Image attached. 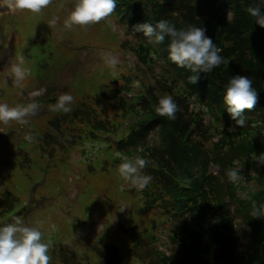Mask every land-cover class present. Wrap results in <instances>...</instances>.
Instances as JSON below:
<instances>
[{
  "label": "trees",
  "instance_id": "16d2710c",
  "mask_svg": "<svg viewBox=\"0 0 264 264\" xmlns=\"http://www.w3.org/2000/svg\"><path fill=\"white\" fill-rule=\"evenodd\" d=\"M252 7L264 9V0H116L112 14L102 20H114L140 35L135 44H122L135 57L134 67L124 64L109 92L101 89L92 103L85 95L78 107L53 115L42 136L37 134L29 147L34 151L40 147L41 156L48 155L50 170L57 146L64 155L79 125L81 136L86 133L103 144L109 155H117L113 168H119L125 157L145 159L142 172L151 180L140 193L139 207L156 210L166 223L179 222L163 228H168V238L179 248L167 256L161 250L163 232L140 227L131 218L127 223L117 222L123 246L105 232L106 243L103 238L96 244L100 247L95 264H121L123 256L129 259L126 264H264V216L252 215L253 205L264 204V27L249 14ZM162 19L178 29L204 28L225 62L192 83L195 73L168 60V37L155 43L135 31L138 24L154 25ZM26 51L30 53L29 48ZM234 75L248 76L259 92L254 107L243 110V127L235 124L223 103L225 85ZM136 82L139 88L128 98ZM164 95H171L178 106L175 119L155 111ZM56 101L57 97H47L33 103L53 105ZM106 105L111 108L110 118L104 115ZM130 118L135 120L122 131ZM22 146L26 148L25 143ZM35 163L38 172L40 159ZM211 165L216 172L210 171ZM231 168L239 169L241 178L236 183L227 178ZM88 169L93 167L89 164ZM1 195L0 216H4L16 208L20 196ZM16 217L22 216H13L3 225L14 223ZM27 217L22 218L24 224ZM57 243L49 248L51 264H83L76 253ZM143 249L145 256L136 260Z\"/></svg>",
  "mask_w": 264,
  "mask_h": 264
},
{
  "label": "rangeland",
  "instance_id": "374dc122",
  "mask_svg": "<svg viewBox=\"0 0 264 264\" xmlns=\"http://www.w3.org/2000/svg\"><path fill=\"white\" fill-rule=\"evenodd\" d=\"M13 2L2 0L0 4V96L7 100L10 109H25L38 99L59 98L66 89L73 97L71 105H76L75 99L85 95L92 103L93 95L101 89L107 88L109 92L111 81L125 68L124 59H132L131 55H125L129 50L122 44L125 41L135 44L140 35L114 20L65 27L76 0H50L39 13L13 10L9 7ZM228 17H231L229 13ZM13 43L17 45L14 48ZM75 45L84 49L77 50ZM111 56L117 58L115 66L109 63ZM17 69L21 73L24 69L19 78ZM106 107L104 115L109 116L110 105ZM64 124L60 122L61 127ZM46 125L45 115L0 120V198L6 192L20 194L30 179L29 174L35 180L25 205L28 215L25 226L39 228L45 242L50 245L59 242L63 250L76 253L83 264H95L100 247L96 244L103 238L106 243L105 232L113 222L127 223L131 218L140 227L163 232L161 250L167 256L178 250V245L168 238L167 230L178 221L172 219L166 223L156 210L139 207L142 189L120 176L118 166L111 165L117 155H109L103 144L93 141L86 133L81 136L79 125L72 132L75 140L68 145V151L63 155L57 146L56 160L45 178L41 177L35 161L42 152L40 147L34 151L29 146L37 139L32 128ZM89 164L92 170L88 169ZM144 174L141 170L140 175ZM145 254L143 249L136 260Z\"/></svg>",
  "mask_w": 264,
  "mask_h": 264
},
{
  "label": "clouds",
  "instance_id": "9594fccd",
  "mask_svg": "<svg viewBox=\"0 0 264 264\" xmlns=\"http://www.w3.org/2000/svg\"><path fill=\"white\" fill-rule=\"evenodd\" d=\"M50 3V0H14L9 5L13 10L31 13H39ZM2 4V0H0ZM116 7V0H76L72 10L65 20V27L71 29L73 26H88L99 23L109 17ZM249 14L256 18V22L264 27V9L252 7L248 9ZM135 31L142 32L143 36L150 42L162 43L169 38L168 60L176 66L190 70L193 75L190 79L196 83L201 73H210L223 64L224 57L219 54L220 50L215 46L213 40L205 34L202 27L189 26L178 29L167 20L157 23H143L135 26ZM117 58L111 56L109 63L117 64ZM22 73L17 69V77ZM259 92L253 87V80L246 75L232 76L224 88L223 103L230 118L239 127L245 124L243 110L252 109L257 103ZM73 101L71 95L65 94L59 97L57 109L65 112L70 111ZM38 107L33 103L32 110ZM178 106L171 95L161 96L156 113L161 117L175 119ZM27 109H9L6 105H0V120H20ZM147 161L137 157L131 160L127 157L119 165L120 176L127 181L138 185L143 189L151 180L150 176H141V170ZM230 182L239 181L238 168H231L226 173ZM252 215L254 217L264 216V204L253 205ZM50 244L45 242L43 233L37 227L25 226L20 217L15 218L14 223L0 226V264H50Z\"/></svg>",
  "mask_w": 264,
  "mask_h": 264
}]
</instances>
